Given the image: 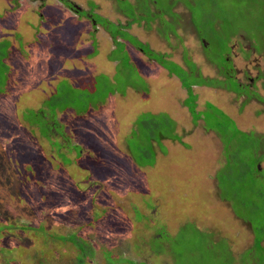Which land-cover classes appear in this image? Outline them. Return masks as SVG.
I'll return each mask as SVG.
<instances>
[{
	"label": "rangeland",
	"instance_id": "rangeland-1",
	"mask_svg": "<svg viewBox=\"0 0 264 264\" xmlns=\"http://www.w3.org/2000/svg\"><path fill=\"white\" fill-rule=\"evenodd\" d=\"M92 16L99 24L91 21ZM110 31L122 36L114 40ZM130 35L154 51H169L165 59L168 68L181 76L186 86H192L193 93L197 92L188 95L183 86L185 92L181 95L182 99L186 95L185 105L194 106L195 115L191 116L183 105L181 110L178 97L172 93L174 84L163 101L154 94H133V87L147 89L146 79L139 72L142 61L146 66L147 61L154 62L134 46ZM3 37L10 39L9 51ZM185 49L187 58L197 64L196 68L187 64L188 74L171 61L187 68ZM262 50L264 0H0V137L14 142V148L0 150V182L23 148H32L42 137L38 130L51 127V106L55 104L65 107L55 108L60 111L63 134L71 135L74 143L84 147L75 164L69 169L60 168L70 179L57 175V169L47 173L48 179L53 175L45 180L47 188L57 192L56 212L46 208L43 216L41 211L22 212L23 216L14 215L15 220L32 226L43 223L49 233L63 232L77 226L76 221H70L72 211L83 218L89 213L91 225H86L83 218L79 222L76 219L85 223L81 230L86 239L84 249L92 247L98 253L87 264H131L119 255L145 264H229L230 259L245 264V257L240 261L242 254L249 251L248 256H252L255 252L252 231L234 212L245 219L252 217L253 231L257 237L262 236L264 159L256 164L251 148L260 153L263 150L264 155V105L262 100L244 99L242 95L254 88L261 96L264 93ZM227 56L240 72L248 67L250 76L259 75L261 79L254 78L257 87L241 86L239 81L218 72L217 67L226 69L228 62L231 66ZM198 68L205 77L217 78L222 84L216 82V89L195 88L208 83L195 72ZM155 70L152 67L148 72L157 79ZM79 82L82 84L75 91L69 88V84L77 86ZM165 83L169 85L170 81ZM157 86L151 84L154 91ZM88 94L93 100H101V108L78 115L72 107L77 98L80 101ZM116 106L121 107L120 113ZM148 107L159 110L149 112ZM39 109L40 113L36 111ZM199 115L203 118L195 120ZM149 122L150 128L145 126ZM202 122L212 131L206 130ZM177 125L182 133H178L180 140L185 143L161 140L165 152L160 136L178 138L174 133ZM136 127L139 132L134 131ZM59 132L54 131L53 138L44 137L51 148L46 142L41 146L45 159L53 166L58 159L66 161L75 155L68 151L72 144ZM199 132L203 148L192 141ZM155 147L157 158L149 166L152 161L147 160L145 152L153 153ZM8 153L13 155L12 164L4 161ZM82 159L86 160L83 164ZM85 175L91 181L103 182L96 188ZM88 184L94 189L89 197L72 194L75 188L85 189ZM6 193L1 183L0 195ZM27 203L23 200L20 206ZM89 204L91 211L86 207ZM161 232L166 235L161 236ZM158 237L163 238L160 245ZM51 238L46 234L47 240ZM224 238L230 248L221 245V254L227 260L216 262L214 256L220 253L214 246ZM127 245L129 248L124 249ZM39 246L31 242L24 249L27 264H47L44 257L38 259L40 255L37 259L31 257ZM77 246L84 247L83 241ZM104 248L112 249L117 256L105 254V259L101 253ZM74 252L80 254L75 246L61 247L58 259L49 263L63 264Z\"/></svg>",
	"mask_w": 264,
	"mask_h": 264
},
{
	"label": "trees",
	"instance_id": "trees-1",
	"mask_svg": "<svg viewBox=\"0 0 264 264\" xmlns=\"http://www.w3.org/2000/svg\"><path fill=\"white\" fill-rule=\"evenodd\" d=\"M67 5L69 7H73V10L76 8L75 5H73V6H71L69 4H67ZM77 12H79V11H77ZM91 18H92L91 21L95 22L94 23L95 25L99 24L96 21V19H94L93 16ZM129 25H130V23H129ZM91 34H93V33H91ZM17 35L18 34L15 33V37ZM117 35H119L120 37L122 36L121 34H119L117 32H115V33L111 32L112 37L115 38V36H117ZM135 38L136 37L130 35L129 39H133V41H134L133 43H134V46L136 48H139L148 58L154 59L158 63L162 64L168 70V72H170V73L174 72V70H170V68H168V66H167V61L165 60L167 58L166 53H163L161 51H154L153 49H151L149 47V45L147 43L141 42L139 39H137V38L135 39ZM114 40H116V38ZM114 40H113V42H114ZM6 42L8 43L7 49L9 51L11 42L7 41V40H6ZM20 45H21V43H20ZM186 52L187 51L185 49V51H184L185 64L186 65L187 64H193L194 67L196 68L197 65L194 62H192L191 59L186 58L187 57ZM156 55H159V57H156ZM158 58H159V60H158ZM171 61L179 66V64H177L175 61H173V60H171ZM5 64H6V62H5ZM179 67L181 69H183V67H181V66H179ZM186 70H188V71H186ZM185 71L187 74L189 73L190 70L188 69V66H187V69H185ZM198 71H199V68L196 69L195 72L198 73ZM173 74H175V72ZM202 78L203 77L201 76V79ZM204 78L208 81V83H204L202 85H205V84L206 85H212L211 83H212V80H214V79H211L210 77H205V76H204ZM180 79L182 82V86L186 87V91H187L188 95L194 94L192 91V86H186V84L182 80L181 76H180ZM215 79L216 80H214L213 84H215L216 82L218 84H222V82L219 79H217V78H215ZM82 81H80V82H82ZM80 82L77 86L69 84V88L71 87V90L75 91V88H78V86H81L82 83H80ZM218 84H216V85H218ZM72 97H74V96L72 95ZM256 97L259 98V95L256 94ZM64 98H67L66 95H64ZM98 102H101V100H99V99L93 100L88 94V97L86 95V97L83 99H80V101H79V98H77L76 102L74 103V107H72V106L71 107H72V109L75 110V112L78 115H82V114L89 112L88 110H90L91 108H96V107L101 108V106L99 105ZM57 106H58V110L65 108L59 104H55V105L51 106L53 108V111L51 112V117H50V119L51 118L53 119L52 124H50L51 127L46 129L45 131L42 130L43 132L38 130L40 136H42L41 137L42 139L40 137H38L37 138L38 141L36 140V142H35L36 145H33L32 148L31 147L30 148H23L22 153L20 152L21 154H18L16 156L15 162H13V160H12L13 155H10V153L6 154L3 157L5 159L4 161L6 163L10 162L12 164V162H13V165H12V170H8L5 179L2 178L1 182H0V184L1 183L4 184V187H5L6 192H7L6 193L7 195L5 194L4 197H7V199L9 198V200H6V199H4L3 196L0 195V264H2L3 262H5V264H27L25 262V260H29V258L26 257V253L24 252V249H26V247H28L31 242H33L35 244H36V242H38L40 244L39 250L36 249L34 254H32L31 257L34 259H37L38 255H40V257L38 259H41L44 257V259H46L47 264H50L49 262L51 260H53L54 258L58 259V256H56L58 249L61 250V247H66V246H68L69 248H71L72 246H75L76 250L79 251L80 254L77 255V253L74 252V256L73 257H70V256L67 257V259L64 261L63 264H87L86 263L87 261L91 262V259H93V257L95 255H98V253H96L92 249V247H90V249H88V250L84 249L85 245H86V243H85L86 239H84V235L82 234L81 230L85 226V223L84 222L78 223L79 221L82 220L83 217L77 216L74 213L75 211L71 210L73 213L71 215L70 221H76L75 224L77 226H75L74 229H71L69 231L66 230L67 232L63 231V232H50L49 233L45 229V225L43 223L32 226L29 223H24L22 220H15L16 216H14V215L23 216L22 212H23V214H27L30 211H33V212L41 211V215H42L45 208H46V211L48 209H50V210H52V213L56 212V209L54 208V206L59 205L58 198H57V192L49 190L47 188L45 180L49 181L53 177V175H52L51 178L48 179L47 173L50 171H53V169H57L58 173H59L57 175H61L63 178L65 177V175L68 176L67 171L64 172V171L60 170V168L65 167L66 169H69L68 167H71L73 164H75L76 160H78L81 157L82 152H84V151H81V150H84V147L82 146V144L74 143L73 142L74 139L72 138L71 135L67 136V135L63 134L64 125L61 124L58 120L59 119L58 118V112H60V111H57V109H55ZM185 106L188 108V110H190L191 116L195 115L194 106H187V104ZM36 111L38 113H40L42 110L39 109ZM200 118L202 119L203 117L201 115H199V117H197L195 120H198ZM202 125L206 129L211 128V127H208L206 124L204 125L203 122H202ZM145 126L150 128L151 123L149 122V124H145ZM59 130L62 132V136H63L62 139L69 140V143L72 144V147H71L72 149L68 148V151L74 152L75 155H74V158H71L68 156L66 161L61 160L65 164H63L58 159V162L54 163L55 165L53 166V164H51L49 160L45 159L46 156H44V153H43L41 146L43 145L44 142H46V143H48L49 147L51 148L52 145L44 137L47 136V137H49V139L51 137L53 138V136H54L53 132L54 131L59 132ZM134 131L139 132V131H136V128ZM61 132H59V133H61ZM173 132H174V130H173ZM174 133L178 134L176 131ZM2 134H0V135H2ZM32 134H35L34 129H32ZM42 134H44V136ZM180 136L181 135L178 134V138L174 139L171 136L161 135L160 139H159V141L161 143V147L166 152L164 144L162 143L161 140H163L165 138H169V139L171 138L172 140H177L179 142H182V140H180L181 139ZM19 140H21V139H19ZM22 142L23 141H21V143ZM13 143H14L13 140L7 142L5 138L0 137V150L3 147H5V150H6V148H12V147L14 148ZM183 143H185V142H183ZM125 146L127 147L129 153L130 152L132 153L128 143ZM18 148H20V147H18ZM145 154H146V156H148L147 160L152 161V162L148 163V165L149 166L153 165L156 161V158H157L156 147L154 148L153 153L145 152ZM164 156H166V155H164ZM44 160L48 163L44 162ZM87 160H88V158H87ZM84 161H86V160L82 159L81 164H83ZM141 166H144V164L141 163ZM107 170L109 171V173L113 172V170H110V169H107ZM255 170H256V168H255ZM99 171H101V170H99ZM1 172H2V166H0V173ZM103 173H105V170L103 171ZM87 176L88 175H85V179L87 178L89 181L90 179ZM68 178L70 179V176H68ZM102 182H103V180L99 181L97 179H93L92 181L90 180L89 184L98 188V184L102 183ZM89 184L85 189L84 188H80V189L75 188L73 185L72 188H75V189L72 190L73 191L72 194H74L75 196H78L80 198L85 197V195L87 197H89L91 194H93V191H94V189L90 188ZM84 191H85V194L83 193ZM253 191H256L257 195H262V192L259 191V189H254ZM63 194H64V196H65V194H67L66 190L63 192ZM82 194H84V195H82ZM74 199H76V198H74ZM23 200H26L28 202L27 205H25V207L20 206L22 204ZM77 201H78V199H77ZM92 201L97 202L96 199H92L91 202ZM54 203H56V204H54ZM93 206L96 207L97 205L95 204ZM86 207L88 208V211H91L90 210V204ZM234 214L237 218L241 219L243 221V223L250 226L251 231H252V236H253L252 247H254V250H255V252H252V256H248L249 251H247L245 254H242L240 261L243 259V257H245L246 261L243 262L245 264H264V244L262 243L264 241V227H262V236L260 235L259 237H257V234L253 231V228H252V225L253 224L255 225V223L252 222V221H254V219L252 217H248L247 219L242 218V216L240 217V214H238L236 212H234ZM43 215H44V213H43ZM87 215L89 216V213L86 212L83 219L86 222V225H91L92 219H90ZM257 218H258V216H257ZM76 219H78V222ZM99 220L100 219H97L96 221L99 222ZM93 223H95V222H93ZM96 224H99V223L96 222ZM63 226L66 228H70L67 225H63ZM46 234L52 235L53 238L47 240ZM160 235L165 236L166 234L165 233L162 234V232H161ZM15 238H17L19 241H15ZM23 238H25L27 241H24ZM203 238H204V236H203ZM33 239L36 240V242L33 241ZM162 239H160L159 237L157 238L158 245L161 244L160 242ZM82 241L84 243V247L77 246V244H79ZM205 243H207V240L204 239L203 244H205ZM224 244L227 245L228 249L230 248L226 238H224V241L217 242V244H215V246H214V248H217V250L220 253V256L217 254H215V256H214V260L216 262H219L223 259L227 260V258L225 256H222V254H221V245H224ZM128 248H129V245L124 247V249H128ZM112 252H113V250L109 249V248L101 249V253H102V255H104L105 259H106L105 256H107V255H112V257L117 256L115 254H112ZM256 252H257V254L261 253L262 256H259V255L257 256ZM105 254H107V255H105ZM18 257H21V259H19ZM118 258H122L123 262H125L126 261L125 259H127L131 264H145V262H143V261H141L140 263L139 262L136 263L134 260L125 258V256H122V255H119ZM230 261H231V263H229V264H235L234 261H232L231 259H230Z\"/></svg>",
	"mask_w": 264,
	"mask_h": 264
},
{
	"label": "crops",
	"instance_id": "crops-1",
	"mask_svg": "<svg viewBox=\"0 0 264 264\" xmlns=\"http://www.w3.org/2000/svg\"><path fill=\"white\" fill-rule=\"evenodd\" d=\"M66 5L68 4V3H65ZM25 7V6H24ZM20 10L22 9V7H20L19 8ZM40 11V9H38V12ZM41 16L39 15V18H40ZM42 23V22H41ZM3 38H5L7 41H10V39H9V37L8 38H6V37H3ZM115 47H113L112 49H114ZM111 49V50H112ZM110 51V50H109ZM129 51V50H128ZM130 52V51H129ZM162 52V51H161ZM166 52H169V51H166V50H163V53H166ZM145 55V54H144ZM130 57L132 58V60L133 61H135L134 59H133V56H132V54H131V52H130ZM187 58V57H186ZM183 59H184V53H183ZM154 63H152V62H148L147 61V63H148V65L146 66L145 65V63L142 61V67H140V70H139V72H141V74L143 75V77L146 79V82H147V89L144 91V90H142V89H140V88H138V87H133V94L134 95H136V96H140V95H142V94H154L155 95V97L157 98V99H159V100H165V98H167V96L169 95V93L171 92V84H174V88H175V90H174V88H173V92L172 93H174L177 97H178V101L181 103V110H182V107L183 106H185L184 105V103H183V101H184V99H185V96H184V98L182 99V94H184V92H185V89L183 88V86H182V83H181V81H180V78H179V76L175 73V74H173V73H170V72H168V70L162 65V64H159V63H157L154 59H151ZM173 60V59H172ZM174 61V60H173ZM137 62V61H136ZM176 62V61H175ZM192 62H194L193 60H192ZM139 63V62H138ZM177 64H179V66H182V65H180V63H178V62H176ZM184 63H185V61H184ZM195 63V62H194ZM130 64H131V66H132V63H131V61H130ZM151 64H153V66L151 65ZM196 64V63H195ZM186 65V64H185ZM197 65V64H196ZM187 66V65H186ZM152 67H155L156 68V70H157V72H159V76H157V72H156V70H155V77L157 78V79H154L153 77H151L150 76V74H149V70L152 68ZM183 67V66H182ZM145 68L147 69V70H145ZM184 69H187L186 67H183ZM139 69V68H138ZM145 72L147 73V74H145ZM166 78V81H164V79ZM167 81H170V83H169V85H166V83L165 82H167ZM156 83L159 85V86H157V91H154L153 90V88L151 87V84H154V85H156ZM178 84H179V86H178ZM166 86H168V90L167 89H165V87ZM200 86H198V87H196L195 86V88H199ZM176 88H178L177 90H176ZM136 91H138L139 93H136ZM180 92H181V94H180ZM194 93H197L196 91H194ZM179 94H180V96H179ZM161 105L162 106H164V103H161ZM183 105V106H182ZM186 107V106H185ZM119 110V113L121 112V107H119V106H116L115 107V110ZM159 110V108H156V107H153V108H147V111H149V112H156V111H158ZM162 111H164V110H162ZM176 115H178V113H175V117H176ZM195 123V122H194ZM196 124V123H195ZM195 124H193V125H195ZM201 127H202V125H201ZM190 129H193L192 127H190ZM206 130H208V131H212V128H210V129H206ZM136 131H139V129L136 127ZM175 131L177 132V133H180V127H179V125H177V127L175 128ZM191 132V134H192V132H193V130H191L190 131ZM181 135H182V133H180ZM179 134V135H180ZM202 137V135L200 134V132H199V134L197 135V137L194 139V140H192L193 142H194V144H196V145H198L200 148H203V145L201 144V142H199V140H200V138ZM163 140H167V141H173V142H178V143H182L183 144V142H179V141H177V140H171V139H169V138H167V139H163ZM179 148H177L175 151H174V153H176V151L178 150ZM181 151V150H180ZM251 151H253L252 153H253V155L251 154V156H252V158H254L255 159V161H256V163L258 164V162L260 161V158H262V159H264V155L262 154V152H263V150L261 151V153H260V151L257 149V148H254V147H252L251 148ZM203 164L204 163H202L201 165H202V167H203ZM204 168V167H203ZM258 170V169H257ZM200 177H202L203 179H204V176H203V174H200ZM205 183V182H204ZM206 185V184H205Z\"/></svg>",
	"mask_w": 264,
	"mask_h": 264
},
{
	"label": "flooded vegetation",
	"instance_id": "flooded-vegetation-1",
	"mask_svg": "<svg viewBox=\"0 0 264 264\" xmlns=\"http://www.w3.org/2000/svg\"><path fill=\"white\" fill-rule=\"evenodd\" d=\"M73 9V8H72ZM229 49L231 52H233V46L229 45ZM241 50L243 51L244 49L241 48ZM229 56H230V53H229ZM229 56H227V61H230L229 60ZM230 65L229 66V62L228 64L225 66L226 69H219L218 68V72H220L221 74H223V77L224 78H232L234 81L238 82L241 84V86H245L247 88H250L252 89L253 87H257V82L255 81V77L258 78V74H254L253 76H250L249 75V72H250V69L248 67H245V69L242 70V72H240V70L236 67V65L230 61ZM220 66V65H219ZM221 68H224V66H220ZM201 69H199L198 73L201 74ZM239 73V74H238ZM260 74L262 75V88L264 89V50H262V72H260ZM226 75V76H225ZM240 75V76H239ZM202 77H204L203 74H201ZM258 79H261V78H258ZM201 86H206L208 88H213V89H216L217 86L216 85H211V86H208V85H200ZM240 94H242V92H240ZM256 94L259 95V98L256 97ZM245 95L244 94L242 95V97H244V99L246 98H250V99H259L261 100L262 99V104L264 105V93H262V96H261V93H259L257 91L256 88L252 89L251 93L250 92H245ZM117 111V109H116Z\"/></svg>",
	"mask_w": 264,
	"mask_h": 264
},
{
	"label": "clouds",
	"instance_id": "clouds-1",
	"mask_svg": "<svg viewBox=\"0 0 264 264\" xmlns=\"http://www.w3.org/2000/svg\"><path fill=\"white\" fill-rule=\"evenodd\" d=\"M262 100V99H261ZM264 140V139H263ZM257 164V163H256ZM258 171V170H257ZM257 174V173H256Z\"/></svg>",
	"mask_w": 264,
	"mask_h": 264
}]
</instances>
